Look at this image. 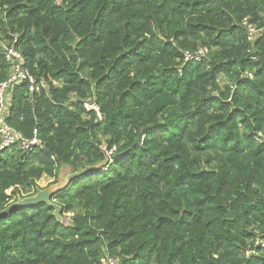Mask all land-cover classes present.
Instances as JSON below:
<instances>
[{"label":"trees","instance_id":"obj_1","mask_svg":"<svg viewBox=\"0 0 264 264\" xmlns=\"http://www.w3.org/2000/svg\"><path fill=\"white\" fill-rule=\"evenodd\" d=\"M11 44L45 88H9L41 144L0 150V210L103 164L52 196L62 222L1 215L0 264H264V0H0V82Z\"/></svg>","mask_w":264,"mask_h":264},{"label":"built area","instance_id":"obj_2","mask_svg":"<svg viewBox=\"0 0 264 264\" xmlns=\"http://www.w3.org/2000/svg\"><path fill=\"white\" fill-rule=\"evenodd\" d=\"M247 25L250 35L255 32V29L251 23L246 20L243 21ZM251 37V36H250ZM5 49V58L9 62L10 73L6 80L0 82V150L9 148L12 145L17 144L24 152H29L34 147L41 144V140L37 137L36 129L33 130V136L31 138H25L21 132L13 129L7 122L8 106H9V88L13 84H19L22 81H26L27 89L29 92H39L45 88L43 81H38L32 77L28 69L24 67V59L20 53L15 49L14 45H3ZM207 53L206 48H199L196 53H186L185 60L195 59L199 61ZM84 107L86 109H93L97 115L100 116L98 106L95 102L85 101ZM115 151V147L107 150L108 156ZM105 264H120L118 261L108 258Z\"/></svg>","mask_w":264,"mask_h":264},{"label":"water","instance_id":"obj_3","mask_svg":"<svg viewBox=\"0 0 264 264\" xmlns=\"http://www.w3.org/2000/svg\"><path fill=\"white\" fill-rule=\"evenodd\" d=\"M103 163H98L92 166H85L79 171H73L68 173L62 180L51 183L45 187L37 188L35 193L26 197H19L16 201L10 203L7 207L0 210V216L7 213L11 208L15 206L23 205H36L39 203H45L47 206L53 208L52 215L56 218L57 222H62L61 207L57 204L52 196L66 188L69 183L77 177H80L88 172L97 170ZM62 175L59 176V178Z\"/></svg>","mask_w":264,"mask_h":264},{"label":"rangeland","instance_id":"obj_4","mask_svg":"<svg viewBox=\"0 0 264 264\" xmlns=\"http://www.w3.org/2000/svg\"><path fill=\"white\" fill-rule=\"evenodd\" d=\"M220 81H221V83H224V77L223 76H220ZM64 174V172L63 173H61V177L60 178H58V180H57V182L59 181V180H62L64 177H65V175H63ZM51 179L48 177V176H46V175H44V176H42L39 180H38V184H39V186L40 187H45L47 184H48V182L50 181ZM69 218V214L67 215V217H66V220Z\"/></svg>","mask_w":264,"mask_h":264}]
</instances>
